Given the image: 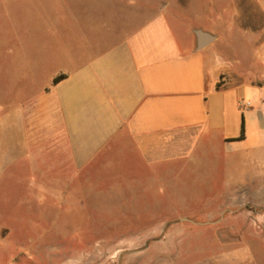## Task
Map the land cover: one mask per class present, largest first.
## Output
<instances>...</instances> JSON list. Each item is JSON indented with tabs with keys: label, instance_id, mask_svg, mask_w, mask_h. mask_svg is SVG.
Instances as JSON below:
<instances>
[{
	"label": "crops",
	"instance_id": "0c3cea01",
	"mask_svg": "<svg viewBox=\"0 0 264 264\" xmlns=\"http://www.w3.org/2000/svg\"><path fill=\"white\" fill-rule=\"evenodd\" d=\"M22 124L43 192L159 184L218 143L263 163L264 0H0V156Z\"/></svg>",
	"mask_w": 264,
	"mask_h": 264
},
{
	"label": "rangeland",
	"instance_id": "374dc122",
	"mask_svg": "<svg viewBox=\"0 0 264 264\" xmlns=\"http://www.w3.org/2000/svg\"><path fill=\"white\" fill-rule=\"evenodd\" d=\"M29 135L2 129L0 264H264V161L218 143L159 184L99 171L75 193L43 192L26 174Z\"/></svg>",
	"mask_w": 264,
	"mask_h": 264
},
{
	"label": "water",
	"instance_id": "95a60500",
	"mask_svg": "<svg viewBox=\"0 0 264 264\" xmlns=\"http://www.w3.org/2000/svg\"><path fill=\"white\" fill-rule=\"evenodd\" d=\"M197 36H198V44H199L200 48H202L205 45L209 44L214 39L212 34H210L208 32H204V31H198L197 32Z\"/></svg>",
	"mask_w": 264,
	"mask_h": 264
},
{
	"label": "trees",
	"instance_id": "16d2710c",
	"mask_svg": "<svg viewBox=\"0 0 264 264\" xmlns=\"http://www.w3.org/2000/svg\"><path fill=\"white\" fill-rule=\"evenodd\" d=\"M64 76V74H60L55 78V81H58L59 79H61Z\"/></svg>",
	"mask_w": 264,
	"mask_h": 264
}]
</instances>
